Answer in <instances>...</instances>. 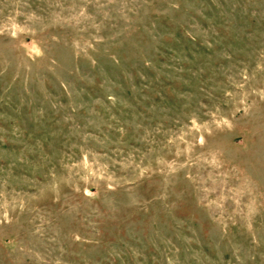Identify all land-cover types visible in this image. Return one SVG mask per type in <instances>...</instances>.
<instances>
[{
    "label": "rangeland",
    "instance_id": "rangeland-1",
    "mask_svg": "<svg viewBox=\"0 0 264 264\" xmlns=\"http://www.w3.org/2000/svg\"><path fill=\"white\" fill-rule=\"evenodd\" d=\"M0 264H264V0H0Z\"/></svg>",
    "mask_w": 264,
    "mask_h": 264
}]
</instances>
